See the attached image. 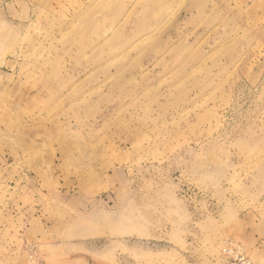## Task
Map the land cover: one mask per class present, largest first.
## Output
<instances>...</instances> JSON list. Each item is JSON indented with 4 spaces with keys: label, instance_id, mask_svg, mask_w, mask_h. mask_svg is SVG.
<instances>
[{
    "label": "rangeland",
    "instance_id": "374dc122",
    "mask_svg": "<svg viewBox=\"0 0 264 264\" xmlns=\"http://www.w3.org/2000/svg\"><path fill=\"white\" fill-rule=\"evenodd\" d=\"M264 264V0H0V264Z\"/></svg>",
    "mask_w": 264,
    "mask_h": 264
},
{
    "label": "built area",
    "instance_id": "2783aa9c",
    "mask_svg": "<svg viewBox=\"0 0 264 264\" xmlns=\"http://www.w3.org/2000/svg\"><path fill=\"white\" fill-rule=\"evenodd\" d=\"M218 264H257L239 246L229 243L222 252Z\"/></svg>",
    "mask_w": 264,
    "mask_h": 264
}]
</instances>
